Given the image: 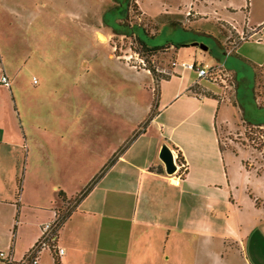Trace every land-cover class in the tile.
<instances>
[{
  "label": "crops",
  "instance_id": "obj_1",
  "mask_svg": "<svg viewBox=\"0 0 264 264\" xmlns=\"http://www.w3.org/2000/svg\"><path fill=\"white\" fill-rule=\"evenodd\" d=\"M211 3L177 1L176 6L201 20ZM224 3L232 16L218 17L216 28L230 26L238 39L246 37L241 42L253 41L264 52V15L250 19L248 0ZM245 7L242 22L236 17ZM222 37L221 45L229 35ZM244 55L264 64V58ZM2 66L9 86L0 89V249L17 260L37 240L41 224L57 216L62 189L45 173L50 166L60 171L64 161L50 159L48 137L42 133L47 122L38 121L42 131L36 133L25 126L29 118L22 113L28 104L23 98L17 102L19 88ZM173 68L156 84L148 119L116 141L110 134L109 160L57 231L56 245L63 253L54 256L43 249L37 264H264V172L256 171L248 158L238 163L239 148L222 146L219 126L229 107L219 92L198 85L201 78L190 69ZM163 143L182 157L183 175L179 169L172 175L164 171L158 158ZM239 178L249 187L246 198L238 192Z\"/></svg>",
  "mask_w": 264,
  "mask_h": 264
},
{
  "label": "rangeland",
  "instance_id": "obj_2",
  "mask_svg": "<svg viewBox=\"0 0 264 264\" xmlns=\"http://www.w3.org/2000/svg\"><path fill=\"white\" fill-rule=\"evenodd\" d=\"M177 1L189 0H0V57L21 93L17 102L23 98L28 104L22 113L29 118L25 126L36 133L42 131L38 121L48 123L42 133L48 137L50 159L64 163L60 171L50 166L45 174L68 198L101 173L109 160L110 134L116 141L148 119L155 108L156 84L174 72L172 62L223 69L217 83H198L206 91H218L221 103L229 107L219 126L220 142L240 149L238 163L248 158L256 171L264 172V69L258 70L253 93L252 70L242 60L244 54L264 58V52L253 41H239L230 26L216 28L218 17L232 16L223 7L226 0H212L201 20L191 13L187 19L167 21L164 14L185 15L186 8L177 7ZM248 1L250 19L264 15V0ZM246 12L245 7L237 20L243 22ZM223 33L229 38L221 45ZM139 39L149 47H163L148 51ZM176 42L190 44L175 48L171 43ZM6 87L0 84V89ZM239 186L246 198L249 187L242 178ZM74 202L67 201L63 211ZM243 210L251 208L243 205Z\"/></svg>",
  "mask_w": 264,
  "mask_h": 264
},
{
  "label": "built area",
  "instance_id": "obj_3",
  "mask_svg": "<svg viewBox=\"0 0 264 264\" xmlns=\"http://www.w3.org/2000/svg\"><path fill=\"white\" fill-rule=\"evenodd\" d=\"M191 12L187 11L186 15H190ZM246 40V37L241 36L239 41ZM173 66H176V62H172ZM181 67L195 70L198 77L206 79L207 81H212L217 83L218 81V72H222L223 69L219 66H210L206 69L203 66H197L194 62L182 61L180 64ZM222 79V78H221ZM35 81V79H34ZM224 82V81H221ZM0 83L6 86H9L8 76L3 72L2 61L0 59ZM176 158V155H174ZM184 169V164H177V169ZM56 220H50L43 222L40 226V235L33 245L28 249V251L20 258L14 259L12 254L9 251L0 249V262L3 264H37L38 263V254L43 249H50L54 256L60 255L63 253V248H60L56 245Z\"/></svg>",
  "mask_w": 264,
  "mask_h": 264
},
{
  "label": "trees",
  "instance_id": "obj_4",
  "mask_svg": "<svg viewBox=\"0 0 264 264\" xmlns=\"http://www.w3.org/2000/svg\"><path fill=\"white\" fill-rule=\"evenodd\" d=\"M163 16L167 17V21L173 22L172 21L173 20L172 19L173 17H177V18H181V17L188 18L187 16H190V15H186V14L185 15H181V14H164ZM139 40H140L141 44L143 45V47L145 48V50H148V51L158 50V49H160V48L163 47V45H153V46L149 47L147 45V43L143 39H139ZM188 44H190V43H188V42H184V43L183 42L182 43L181 42L171 43V45L174 46L175 48H180V47L185 46V45H188ZM234 47H236V46H234ZM242 60L246 64H248L250 66L251 70H252V77H253L252 92L254 93V85H255V82L257 80H259V72H258V70L264 69V64L259 65V64L254 63L251 60H249L247 58H244V57L242 58ZM235 74L238 77L237 72H235ZM168 77L169 76H163L162 78H168ZM236 104H238V103H236ZM256 106L258 108H261V106H259L258 104ZM239 107L244 109L242 101L239 102ZM254 109H256V108L254 107ZM251 118L252 117L250 116L247 119L248 120H251ZM176 160H177V164H180V163H183L184 164V161H183L182 157L179 154L176 155ZM150 168L152 170H156V171H159V172L162 171L161 166H151ZM184 168H185V164H184ZM179 170L181 172V175H183L186 172V170L183 169V168L182 169H179ZM98 177H99V174L96 177H94L90 181V183L79 194H77L74 197L75 198V202H77L78 200H80L81 198H83L89 192V190L92 188V186L97 181ZM57 196H58V201L60 202V206H58V213H57V216L55 218V220H56V233H57L59 227L61 226V224L63 223V221L65 220V218L67 217V215L69 213V210H67V209H66L67 211H63L62 207L65 208L64 206H65L66 202L69 201V200H71V199H73V198H67V196L65 195V193L62 190H59L58 191Z\"/></svg>",
  "mask_w": 264,
  "mask_h": 264
},
{
  "label": "water",
  "instance_id": "obj_5",
  "mask_svg": "<svg viewBox=\"0 0 264 264\" xmlns=\"http://www.w3.org/2000/svg\"><path fill=\"white\" fill-rule=\"evenodd\" d=\"M194 44H198L199 47L204 50L207 49V45L203 43L194 42ZM158 158L162 162L164 171L167 174L172 175L176 172L177 164L175 162V156H174L173 150L170 148L168 144L163 143L160 146L159 152H158Z\"/></svg>",
  "mask_w": 264,
  "mask_h": 264
}]
</instances>
